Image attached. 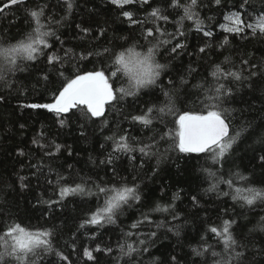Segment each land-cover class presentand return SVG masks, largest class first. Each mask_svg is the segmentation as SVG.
<instances>
[{"label": "trees", "instance_id": "trees-1", "mask_svg": "<svg viewBox=\"0 0 264 264\" xmlns=\"http://www.w3.org/2000/svg\"><path fill=\"white\" fill-rule=\"evenodd\" d=\"M3 2L0 0V3ZM168 4L169 0H150L149 4L143 6L132 4L120 9L109 0H74V8L69 14L62 0H26L25 5L0 14V40L15 43L29 30L30 18L25 9L46 6V16L59 21L53 26L63 41L61 44L53 38L55 52L62 54L63 49H71L77 57L66 60L61 70L65 71V75L74 74L77 69L91 70L93 66L99 68L107 65L103 56L93 55L88 60L79 61L80 54L100 52L105 47L119 51L123 50L117 47L119 45L146 44L142 29L152 26L151 17L148 16L152 8H161L164 14L179 19L177 10L168 7ZM241 4L242 0H222L221 5L217 6L214 0H199V16L204 21L205 29L214 32V37L211 41L207 40L195 32L190 21L185 20L186 36L181 40L186 43V49L173 57L161 48L157 59L167 64V68L161 75V82H158L159 87L146 91L155 92L163 104L161 89L172 88L168 81L174 80L178 96L176 107L180 110H200L203 108V96L198 86L203 85L207 89L224 83L226 87H231L232 95L225 99L223 106L231 113L232 129L241 131L242 135L227 158L223 176L226 178L229 172L238 171L248 176L249 181H238L236 186L243 187L247 183L251 187L264 188V183H260L264 180V161L260 159L264 156V143L261 142L264 138V36H252L250 32L246 38L229 35L230 44L224 48L218 47L225 35L219 28V23L224 22L223 15L245 10L252 18L264 15V0H250L246 9H241ZM123 10L132 11L135 19L146 23L130 25L121 15ZM179 12L182 14V10ZM159 23L169 32L175 31L174 24ZM81 29H88V33ZM205 43H210L212 47L207 48L205 53H199V47ZM137 50L142 49L138 47ZM226 57L231 58V64L224 63ZM245 60L248 62L246 65L242 64ZM216 65L232 71L240 70L247 79L233 82L221 78L217 81L211 76ZM44 75L48 76V80L43 79ZM182 78L187 80L186 84H182ZM8 79L12 81V87L0 86V95L6 98V102L0 103V230L9 223H21L33 231H51L54 251L45 255L43 260L37 259L36 264H124L127 258L121 259L118 249V244L123 243V232L140 218L141 211H147L135 205L127 208L115 225H106L102 229H80L79 223L95 207L94 198L72 196L51 207L44 203L59 199L56 181L61 175L66 181L76 183L83 178L87 182L86 187H91L92 181L100 182L101 178L114 183H119L121 177L126 178L130 186L139 183L142 202L152 206L156 203L166 206L172 196L179 193L180 199L175 204L181 220L172 223L182 225L181 235L177 237L166 229H157L155 223L142 225L139 231H156L158 237L155 244H150L149 252L140 258L142 264H152L156 258H159L157 264H171L172 255L177 257L176 264H204L205 260L207 264H213L219 257H212L211 251L223 254V245L206 232L207 222L218 225L229 217L236 221L232 226L233 235L240 245L236 251L243 253L241 258L233 259L232 264H264V232L259 230L264 217V204L257 202L253 207H241L239 203L234 204L230 197L217 198L215 192L207 193L205 190L214 182L208 176V171L217 172L218 169L209 158L186 156L173 151L172 140L165 137L157 144V155L151 158L141 157L137 152L133 154L137 158L130 160L127 154L118 153L114 154L118 158L111 165L99 164L111 152V142L104 139L106 135L127 129L138 140L147 141L153 135L158 137L161 129L167 132L168 128L173 127L172 116L165 117L167 127L158 121H154L151 128L130 122L129 114L138 113L146 104L154 102L152 95L142 93L135 100L127 98L115 104L106 112L107 128H103L99 120L81 117L80 113L73 115L61 127L47 110L21 107L27 103L51 102L63 79L53 66L41 58L34 66L29 62L26 72L9 75ZM81 132L85 135L81 136ZM40 133L43 135L40 136ZM33 139H39L45 147L33 144ZM57 144L61 145L59 153L53 156L44 154L46 151L55 152ZM101 144H104V148L100 147ZM21 151L25 153L23 156L19 155ZM113 169L119 175L114 177ZM20 176L26 177L23 183L28 185L27 188H21ZM48 180L52 183L49 184ZM219 190L229 191L224 184L219 185ZM192 196L198 198V205L191 203ZM151 218L157 223L165 218L171 220L167 213H153ZM93 235L95 239L91 238ZM201 236L212 248L205 257H196L191 250L201 246ZM97 244L101 248L111 245L113 252L110 255L94 252L97 259L89 261L84 257L83 249L95 248ZM55 252L63 253L69 260H59Z\"/></svg>", "mask_w": 264, "mask_h": 264}, {"label": "snow or ice", "instance_id": "snow-or-ice-1", "mask_svg": "<svg viewBox=\"0 0 264 264\" xmlns=\"http://www.w3.org/2000/svg\"><path fill=\"white\" fill-rule=\"evenodd\" d=\"M222 0H214L219 6ZM67 13H71L74 8V0H62ZM109 3L120 8L126 9V6L139 4L141 6L149 4L150 0H109ZM26 0H4L0 3V14L14 7L25 5ZM250 0H242L241 9L249 6ZM199 0H169L168 7L177 10L179 19L164 14L161 8H152L148 13L151 17V27L142 29V38L146 44H133L125 47L119 45L116 48H103L100 52H89L86 55L80 54L79 61L88 60L90 56H103L107 61V65L95 67L91 70L84 68L77 69L74 74L65 75V61L76 59V55L71 49H63L62 54H57L54 50V40H60L54 28V24L59 21H53L45 14V7L37 5L35 9H25L29 19V30L16 39L15 43H6L0 40V86L12 87V81L8 79L9 75H15L17 72L23 73L27 71L28 64L31 62L33 66L35 62L41 58L62 77L61 87L53 94L49 103H27L21 105L28 109H44L52 113L61 127H64L67 120L73 115L81 114V117H87L93 121L99 120L103 128L108 127L106 112L127 98L134 100L139 98L141 94L152 95L154 102L146 104L138 113L129 114L130 122L133 125L139 124L144 128H151L154 121L164 124L167 127L165 117L172 116L173 127L168 128L167 132L161 129V134L153 135L144 140H138L132 136L127 129H119L112 132L111 135L104 137L105 141L111 142V152L106 160H100L99 164L113 163L118 158L114 154H127L130 160L137 157L134 153H139L141 157L151 158L157 155V144L159 141L168 137L172 140L171 149L178 151L186 156H204L211 160L213 165H217V172L208 171V176L212 177L214 182L205 190L207 193H216L217 198L230 197L235 203H239L241 207H253L257 202L264 204V188H256L248 186H236L237 182H248L249 177L240 172H229L227 177L223 176V168L227 158L234 151V145L242 135L241 131H234L231 127V113L223 105L225 99L232 95V88L226 87L224 83H217L215 87L204 88L203 85L198 86L201 89L203 99L201 104L203 108L200 110H180L176 107L177 93L174 80L168 83L173 87L167 90L161 89L164 101L160 103V96L155 92L149 93L146 90L159 87L161 75L165 72L167 64L160 63L157 56L161 54V48H164L169 56L181 54V50L186 49V43L181 38L186 36L184 30V21H190L194 26L197 34H202L204 38L211 41L214 32L211 29H205L204 21L200 18L198 8ZM179 10H182L180 14ZM121 15L129 21L130 25H144L146 22L134 18V14L130 10H123ZM172 23L175 31L169 32L159 22ZM223 23H219V28L223 35L218 47L224 48L230 44L229 35L241 36L246 38L250 32L252 36H264V15L252 18L248 15V11H235L223 15ZM85 34L88 29H81ZM103 34V30L101 31ZM54 38V40H53ZM171 45V47H168ZM142 50H137V48ZM210 43H205L199 47V53H205L207 48H211ZM52 50V51H49ZM103 63V62H102ZM224 63L231 64V58L226 57ZM248 62L242 61V64ZM59 65V68L56 66ZM195 71V69H190ZM251 75H255L252 73ZM211 76L219 81L221 78L231 80L233 82H241L247 77L243 76L240 70L232 71L224 69L221 65H216ZM44 80H48V76L44 75ZM187 80L182 78V84H186ZM119 84V86H117ZM6 102V98L0 95V103ZM71 114V115H70ZM125 117V119H129ZM66 118V119H65ZM21 127H24L21 125ZM83 127V125H81ZM101 128V131H103ZM85 135L84 132L80 133ZM43 133H40L42 136ZM264 143V138L261 140ZM33 144L44 148L45 145L39 142V139H33ZM104 148V144L100 145ZM61 145H55V152L46 151V156H53L59 153ZM25 153L21 151L20 156ZM71 155V152H69ZM264 161V156L260 158ZM159 163V160H158ZM143 167V164H141ZM217 173H220L219 175ZM114 177L119 175L113 169ZM21 188H27L28 185L23 183L25 176L19 177ZM135 180V177L133 178ZM49 184L51 180L47 181ZM260 183H264L261 180ZM87 182L81 178L79 183L74 181H66L65 177L58 176L56 188L58 189L59 199L44 201L49 207L53 204H60L63 200L72 196L90 197L95 200V207L91 208L86 217L79 223L80 229L91 227L102 229L106 225H115L127 208L139 205L141 209L147 211L140 212V218L136 219L128 226V230L123 232V243L118 244L120 258L124 259V264H142L141 257L149 252L150 244H155L157 240V232L150 231L144 233L139 231L144 224L152 225L155 223L157 229H166L173 235L179 237L181 235V224L172 222L180 221V213L176 211L175 201L180 199L179 193L172 196L171 201L165 206L156 203L152 206L142 202V194L139 183H133L131 186L127 183L126 178L121 177L119 183L103 181H92L91 187H86ZM224 184L229 191L219 190V185ZM191 203L198 205L199 201L196 196H192ZM153 213H167L171 216V220H161L154 222L151 218ZM219 219V217H218ZM206 232L212 234L216 240L223 245V254L212 250V257H219L213 261V264H232L233 259H239L243 253L236 251L240 245L233 235L232 226L236 223L231 217L223 219L220 224L207 222ZM138 230V231H133ZM259 230L264 232V217L259 225ZM52 232L49 230L33 231L29 227L21 223H9L0 230V264H36V260H43L44 256L53 252L50 237ZM143 237V238H142ZM95 239V235L91 237ZM133 238H135L133 240ZM201 246L193 247L192 254L196 257H205L212 245L207 243L204 236H201ZM94 252H103L110 255L113 252L111 245L101 248L99 244L95 248L83 249V255L89 261H95L97 258ZM233 253L235 255L233 256ZM59 260L68 261L69 257L60 252L54 253ZM159 258L152 261L157 264ZM171 264H176L177 257L172 255ZM51 264V262H50ZM207 264V261H204Z\"/></svg>", "mask_w": 264, "mask_h": 264}]
</instances>
